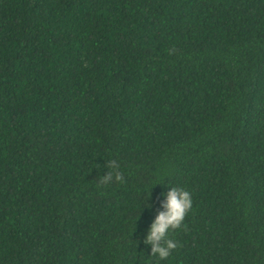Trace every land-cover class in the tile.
Wrapping results in <instances>:
<instances>
[{"label": "trees", "instance_id": "1", "mask_svg": "<svg viewBox=\"0 0 264 264\" xmlns=\"http://www.w3.org/2000/svg\"><path fill=\"white\" fill-rule=\"evenodd\" d=\"M0 264H264V0H0Z\"/></svg>", "mask_w": 264, "mask_h": 264}, {"label": "clouds", "instance_id": "2", "mask_svg": "<svg viewBox=\"0 0 264 264\" xmlns=\"http://www.w3.org/2000/svg\"><path fill=\"white\" fill-rule=\"evenodd\" d=\"M108 167L111 171L103 178V182H107L109 179L123 182L117 162L115 160L108 161ZM161 195H163L161 210L149 224L143 242L150 246L149 255L155 256L157 260H166L171 251L178 246L176 241L167 238V235L171 230L182 225L186 213L191 208L192 196L184 188L169 185L167 192L161 193Z\"/></svg>", "mask_w": 264, "mask_h": 264}]
</instances>
